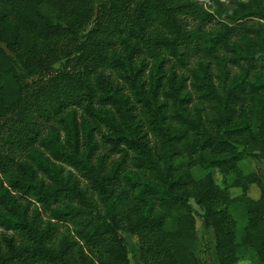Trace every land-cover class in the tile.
Instances as JSON below:
<instances>
[{"label": "trees", "instance_id": "16d2710c", "mask_svg": "<svg viewBox=\"0 0 264 264\" xmlns=\"http://www.w3.org/2000/svg\"><path fill=\"white\" fill-rule=\"evenodd\" d=\"M229 1L0 0V264H207L194 211L264 264V0Z\"/></svg>", "mask_w": 264, "mask_h": 264}, {"label": "rangeland", "instance_id": "374dc122", "mask_svg": "<svg viewBox=\"0 0 264 264\" xmlns=\"http://www.w3.org/2000/svg\"><path fill=\"white\" fill-rule=\"evenodd\" d=\"M252 4L255 5V0H251ZM231 4L233 2L229 1ZM236 5H234L235 7ZM61 129V128H60ZM64 134V130H62ZM65 135V134H64ZM240 168L244 173H253L256 175L261 184L264 185V159L261 157H254L250 155H246L239 163ZM214 179L216 183L223 186V175L219 171L218 168H214ZM204 174V170L199 168L195 170V176L200 177ZM232 195H238L242 193L241 187H234L231 190ZM247 193L253 197L258 198L261 194V187L258 184H252ZM197 208V206L195 205ZM194 215L196 218V229H197V253L203 258L207 264H220L217 256L216 249V240L215 235L212 229L207 228L204 222L203 217L197 212L194 211ZM64 233H69L70 227L65 226L62 227L61 231ZM126 236V249L128 253V257L130 259L131 264H138L139 261V253H138V242L136 237L125 233ZM234 264H257V259L255 255H253L249 250H244L241 258Z\"/></svg>", "mask_w": 264, "mask_h": 264}]
</instances>
